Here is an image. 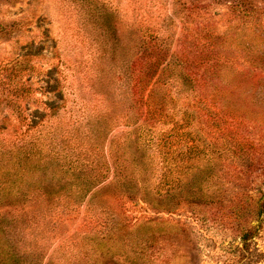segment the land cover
<instances>
[{
	"label": "rangeland",
	"instance_id": "obj_1",
	"mask_svg": "<svg viewBox=\"0 0 264 264\" xmlns=\"http://www.w3.org/2000/svg\"><path fill=\"white\" fill-rule=\"evenodd\" d=\"M0 264H264V0H0Z\"/></svg>",
	"mask_w": 264,
	"mask_h": 264
},
{
	"label": "trees",
	"instance_id": "obj_2",
	"mask_svg": "<svg viewBox=\"0 0 264 264\" xmlns=\"http://www.w3.org/2000/svg\"><path fill=\"white\" fill-rule=\"evenodd\" d=\"M149 38H152V36H150ZM153 47L156 48V50L159 49V53L163 51L162 47L160 45H157L156 42L155 44H153ZM214 53L215 51L212 49V51H209L208 55L203 53L202 56L209 59L214 57ZM156 54L157 53L154 54L152 52L147 54L148 69L143 72L142 76L137 81V94L139 96L140 106H142L141 113L143 114V116L141 115L140 118H142L143 120L146 118V121L153 122L158 120V117L163 109V102L165 100V95H162L161 91L162 87L164 88L163 76L162 73H160V71H162V67L160 65V58H157L155 56ZM215 54V58L217 59V61L214 63V65L219 63L221 56H224L223 51H217V53ZM156 88H160L161 92L159 94H157L158 89ZM205 93L206 92H203L204 96ZM207 97H209V95ZM200 102H202L205 106L206 99L201 98Z\"/></svg>",
	"mask_w": 264,
	"mask_h": 264
}]
</instances>
